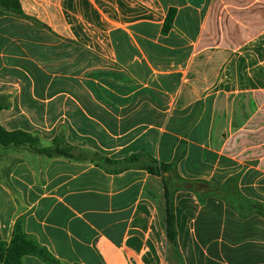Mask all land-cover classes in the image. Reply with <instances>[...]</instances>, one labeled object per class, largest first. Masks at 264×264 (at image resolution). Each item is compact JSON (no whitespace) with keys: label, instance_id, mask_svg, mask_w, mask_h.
<instances>
[{"label":"crops","instance_id":"1","mask_svg":"<svg viewBox=\"0 0 264 264\" xmlns=\"http://www.w3.org/2000/svg\"><path fill=\"white\" fill-rule=\"evenodd\" d=\"M20 2L47 32L39 42L21 32L24 17L0 11V125L52 138L63 128L68 142L95 138L101 150L86 156L71 142L74 156L85 157L76 160L4 148L18 153L0 177V237L10 242L21 220L60 264H163L160 250L180 264H264V218L242 219L214 197L201 205L191 190L175 195L177 247L169 243L165 208L152 193L164 206L160 178L143 160L123 161L147 153L172 163L180 152L184 179L221 185L240 175L242 194L264 205V155L239 157L248 148L264 153V141L231 151L236 134L264 137V0ZM44 50L45 69L37 59ZM51 61H61L67 79H55ZM23 264L47 263L26 256Z\"/></svg>","mask_w":264,"mask_h":264},{"label":"trees","instance_id":"2","mask_svg":"<svg viewBox=\"0 0 264 264\" xmlns=\"http://www.w3.org/2000/svg\"><path fill=\"white\" fill-rule=\"evenodd\" d=\"M0 11L30 18L24 14L20 0H0ZM176 14V9L169 10L162 29L164 35L171 31ZM59 142L60 139L55 138L53 140V148H43L41 147V139L38 136L22 130L9 132L0 125V146L3 148L27 147L31 152L45 155L49 158L61 156L76 160L85 159V157L78 158L74 156L72 147L63 148L59 145ZM182 157L183 154L178 152L174 162L161 163L153 156L142 153L123 160L128 166L139 164L143 160L141 167L148 171L150 175L161 179L164 189L165 223L169 243L177 247L178 231L176 226L175 195L181 190L193 191L201 205H205L210 197L220 199L224 201L226 207L237 212L242 219H249L255 213L264 218V211L259 209L264 207V205L255 203L253 199L246 197L239 190L238 179L240 175L232 177L221 185L204 180H198L193 183L181 177L177 172L176 164ZM99 159L103 162L113 163L109 159ZM126 169H120L117 173ZM26 256L37 257L47 264H60L47 248L40 246L32 237L25 233L22 221L18 220L10 242H6L0 237V264H23V259Z\"/></svg>","mask_w":264,"mask_h":264},{"label":"rangeland","instance_id":"3","mask_svg":"<svg viewBox=\"0 0 264 264\" xmlns=\"http://www.w3.org/2000/svg\"><path fill=\"white\" fill-rule=\"evenodd\" d=\"M24 20L25 21L23 23V27H22L21 32L24 35L31 34V32L37 33L38 36H39V38H38L39 39V42H42L43 39H44L43 36L47 32V29L45 28V26L42 23L36 21L33 18H24ZM226 21L227 22H230V24H232V25L234 24V22L237 23V19L236 18L233 19V18H230L229 16L226 17ZM7 28H8V32H10L11 31V28L9 26H7ZM18 31L19 30L17 28V32ZM43 43L45 44V41H43ZM55 43L60 44L56 48H65V49L68 48V47H64L62 45L63 42H61L60 40H57L56 39ZM58 50H60V51H58ZM61 50L62 49H57V52H61ZM69 52H72V51L68 50V53ZM24 54H25V57L30 58L29 55H27L26 53H24ZM38 55H39V58H37V59L41 62V64H43L42 67H43V69H45L46 65L48 64L47 63V60L45 58L46 57L45 50L44 51H39ZM59 59H61V58H59ZM50 64L57 65V66H54V65L52 66V69L57 68L56 71H55V73L57 74L55 79H65V78L67 79V77H65V76H67V73H68L67 71L68 70L67 69L64 70V68L62 67L61 61H58V62H55V61L52 62L51 61ZM29 66L28 65H24L23 67H26L25 69H28V70L34 68L33 66H30V67ZM107 66H110V65H107ZM106 71L109 72V73L111 72L110 69L109 70H106ZM109 73H107V75H110L111 74V73L110 74ZM58 74H61V75H64V76L61 77ZM123 76L124 75H122V77L119 76V78L121 80H123ZM237 78H238V74H235L234 75V80H237ZM75 79H77V77H75L74 80ZM234 125H235V130L234 131L237 132L238 122L236 124H234ZM251 127H252L251 129H254L255 128L254 127V124ZM52 132H55V133L58 134L55 137H57V138L60 139L59 145L61 147L65 148V147H71V146H73L72 144H70L72 141L71 142H68V139L69 138L66 137L67 131H65L63 128H58V129L56 128ZM217 132L219 134H222L223 132L226 133V122L224 123L222 121H219L218 131ZM52 136L46 135V134L39 136V138L41 139V147H43V148H47V147L53 148L54 147V144H53V140L52 139L55 138V137L52 138ZM74 139L75 140H73L72 143L73 144H77L78 146L80 145V147H78L79 149H76V150L81 151L82 154H85L86 156H94L95 154H97V153H94L96 148L98 150H101L99 148V146L97 145V143L95 141V138L85 137V138H80V139H78V138H74ZM102 140H105V138H103ZM257 141H264V137H256L254 135V132L253 131L248 132L247 140L245 138V140L243 139V140L239 141L238 134H236L234 136V138H233V141H232V144H233V147L231 148L232 154L238 155L239 154V152H238L239 150L242 151L246 147L254 146V144ZM20 151H25V150H20ZM16 152H17V150H15V149L6 150V149H4L3 147L0 146V177L1 178H3L4 175L5 176H8L9 170L14 165V162H15V159H16L15 156L18 153V152L17 153ZM76 152H78V151H76ZM260 155H264V153H260L259 152V153L256 154L254 152V149L253 148H248L243 153H241V155L239 157L241 159H243V160H246V163H248V162H254L255 157H258ZM44 157H45V155H39L38 156V158H40V159H42ZM59 157H61V156H59ZM54 158H56V157H54ZM100 158H103L104 160L107 159V158H104V157H100ZM263 165H264V162H263ZM125 167H122V168H125ZM256 172H257L256 170L252 169L247 174H249L251 176H254L256 174ZM158 182L161 183V179H158ZM152 186H154V185H152ZM158 189H159V186H158ZM152 193H153V195L154 194L156 195L155 202L157 204V207L159 208V210L161 212H163V208H164L163 201H162L163 198L162 197L161 198L158 197V192H154L152 190ZM183 208H184V206H183ZM195 208L197 209L198 208V205H195ZM259 209H262L264 211V207H260ZM156 223H157V219H156ZM160 251L161 252H160L159 256H161L163 258V261H164L163 264H180V263H177V262H173L174 260L171 259V256H170V258H168V256L166 258V255L164 254L163 250H160ZM168 251H169V248H168ZM152 264H157V262H154Z\"/></svg>","mask_w":264,"mask_h":264}]
</instances>
